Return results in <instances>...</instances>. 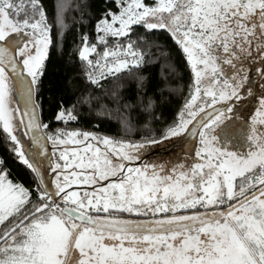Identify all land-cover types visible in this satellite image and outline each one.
Instances as JSON below:
<instances>
[{
  "label": "snow or ice",
  "instance_id": "snow-or-ice-1",
  "mask_svg": "<svg viewBox=\"0 0 264 264\" xmlns=\"http://www.w3.org/2000/svg\"><path fill=\"white\" fill-rule=\"evenodd\" d=\"M107 2L94 42L80 35L83 88L45 122L38 98L73 0H53L51 13L47 0H0V146L31 185L0 157V264H264V0ZM178 73L189 95L159 139L50 130L77 122L86 104L127 129ZM189 132L196 162L136 164Z\"/></svg>",
  "mask_w": 264,
  "mask_h": 264
},
{
  "label": "trees",
  "instance_id": "trees-1",
  "mask_svg": "<svg viewBox=\"0 0 264 264\" xmlns=\"http://www.w3.org/2000/svg\"><path fill=\"white\" fill-rule=\"evenodd\" d=\"M48 10L51 13L53 0H47ZM91 5V7H88ZM107 0H73V8L66 13V23L68 24L67 34L62 37L61 44L51 52V59L47 64V73L43 78V84L39 95V102L43 109V119L49 122L56 112V104L63 99L68 101L74 93L83 88L82 72L83 65L76 59L80 50L81 32L89 34V43L94 42L95 37L92 35L96 19L108 7ZM81 25L83 28L81 29ZM160 43L164 38H160ZM183 71L182 69L180 70ZM149 75L150 87L155 86L154 69L149 67L144 70ZM179 73L172 79L176 83L172 86L170 94H165L159 98L157 104L150 111L137 110L132 112V120L129 128L118 125L115 116L110 122H102V117L96 115L99 109L94 105L78 106L76 114L80 117L77 122L67 126L51 123L50 130L56 128H80L83 130H96L101 133L110 134L119 140L136 141L142 138L154 137L160 134L168 126L172 125L178 113L183 109L186 99L189 95L187 87L189 78L187 74L184 79H179ZM106 89L113 87L112 81L104 82ZM92 90H89V95ZM98 94V93H97ZM126 98L135 99L136 90L130 87L125 93ZM149 95H152L149 92ZM109 108L113 107L108 105ZM0 157L5 161V167L9 176L16 182H23L26 186L29 184L30 177L25 168L17 163L5 150L0 146Z\"/></svg>",
  "mask_w": 264,
  "mask_h": 264
},
{
  "label": "flooded vegetation",
  "instance_id": "flooded-vegetation-1",
  "mask_svg": "<svg viewBox=\"0 0 264 264\" xmlns=\"http://www.w3.org/2000/svg\"><path fill=\"white\" fill-rule=\"evenodd\" d=\"M249 75L253 78V80H257V73L255 72H249ZM255 92L257 96L261 94V89L259 87H256ZM258 106L257 100H251V102L248 105V109L246 114L253 113L255 111V108ZM67 130H78L82 132H92L97 135H103L112 137L116 140H119L115 137H113L110 134L101 133L96 130H83L80 128H66ZM155 138L159 139L160 134H157L154 136ZM142 139V137L136 141L132 142H138ZM123 141V140H122ZM125 141V140H124ZM54 147V155L56 160V154L55 152H59V149L56 146ZM72 147V146H69ZM201 147L199 138L194 136L191 132L184 134L183 136L179 138H173L172 140L165 141L163 144H157L153 145L150 148H146L141 152L142 160L137 161L136 164H157L160 163L161 165H167L170 162H181L187 164H192L198 160V158L195 156L196 150H198ZM133 166V165H130Z\"/></svg>",
  "mask_w": 264,
  "mask_h": 264
},
{
  "label": "water",
  "instance_id": "water-1",
  "mask_svg": "<svg viewBox=\"0 0 264 264\" xmlns=\"http://www.w3.org/2000/svg\"><path fill=\"white\" fill-rule=\"evenodd\" d=\"M190 127H191V126H190ZM48 147H49L50 153H53V155L51 156V159H52L53 161H55V155H54V152H53L54 147H53V145H51V144H49ZM46 179L49 180V181L52 180V179H53V174H52L51 172H49V174H48V176L46 177Z\"/></svg>",
  "mask_w": 264,
  "mask_h": 264
},
{
  "label": "rangeland",
  "instance_id": "rangeland-1",
  "mask_svg": "<svg viewBox=\"0 0 264 264\" xmlns=\"http://www.w3.org/2000/svg\"><path fill=\"white\" fill-rule=\"evenodd\" d=\"M55 154H56V157L59 155V152H55Z\"/></svg>",
  "mask_w": 264,
  "mask_h": 264
},
{
  "label": "built area",
  "instance_id": "built-area-1",
  "mask_svg": "<svg viewBox=\"0 0 264 264\" xmlns=\"http://www.w3.org/2000/svg\"><path fill=\"white\" fill-rule=\"evenodd\" d=\"M101 71H104V69H101ZM74 123V122H73Z\"/></svg>",
  "mask_w": 264,
  "mask_h": 264
},
{
  "label": "crops",
  "instance_id": "crops-1",
  "mask_svg": "<svg viewBox=\"0 0 264 264\" xmlns=\"http://www.w3.org/2000/svg\"><path fill=\"white\" fill-rule=\"evenodd\" d=\"M13 180V179H12ZM14 181V180H13Z\"/></svg>",
  "mask_w": 264,
  "mask_h": 264
}]
</instances>
